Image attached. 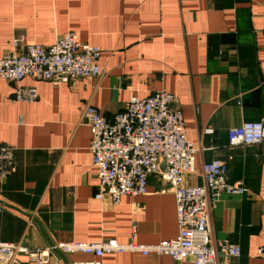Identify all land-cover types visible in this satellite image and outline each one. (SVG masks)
<instances>
[{
    "label": "crops",
    "instance_id": "obj_1",
    "mask_svg": "<svg viewBox=\"0 0 264 264\" xmlns=\"http://www.w3.org/2000/svg\"><path fill=\"white\" fill-rule=\"evenodd\" d=\"M68 33L102 50V77L60 87L25 78L23 87L38 90L34 103L18 102L17 85L0 78V144L15 162L0 178V242L47 249L177 238L176 200L156 175L145 196L118 205L97 199L101 180L82 117L92 105L112 119L132 95L166 91L179 98L187 137L199 149L187 186H203V165L218 159L228 163L229 180L249 190L222 196L210 210L214 244L228 240L241 250L239 258L219 252L218 264H264V145L228 141L231 129L264 121V0H0V59L16 36L52 46ZM208 128L215 134L205 135ZM54 257L49 264H179L134 253ZM11 264L38 263L22 255Z\"/></svg>",
    "mask_w": 264,
    "mask_h": 264
},
{
    "label": "built area",
    "instance_id": "obj_2",
    "mask_svg": "<svg viewBox=\"0 0 264 264\" xmlns=\"http://www.w3.org/2000/svg\"><path fill=\"white\" fill-rule=\"evenodd\" d=\"M13 51L0 59V78L17 85L16 100L34 103L38 90L23 87L25 78L49 82L55 87L79 79H95L104 75L99 65L102 50L80 42L74 33L59 38L52 46L25 44L24 36L12 40ZM175 95L161 91L141 99L132 95L124 110L112 119L102 116L87 105L82 117L92 134L90 152L100 181L98 200L110 199L118 205L125 196L148 194L149 178L156 175L169 185L175 197L179 235L159 244L143 245L115 240L102 243H57L47 249H30L20 244L0 242V263H14L27 256L38 264H49L54 254H86L98 259L118 253H134L145 257L169 256L184 264H218V253L239 258L241 250L228 240L214 244L210 229V210L224 195L244 197L249 190L243 181L231 182L229 165L214 160L203 165L204 185L187 186L196 172L197 146L187 137L186 122L177 107ZM205 135H213L208 128ZM230 147L264 145V121L248 122L228 132ZM15 171L14 152L0 144V178L6 180ZM259 256L264 249H259ZM55 258V257H54ZM73 264H102L100 261Z\"/></svg>",
    "mask_w": 264,
    "mask_h": 264
}]
</instances>
